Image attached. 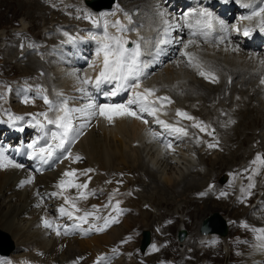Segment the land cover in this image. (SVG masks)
<instances>
[{
	"label": "bare ground",
	"instance_id": "bare-ground-1",
	"mask_svg": "<svg viewBox=\"0 0 264 264\" xmlns=\"http://www.w3.org/2000/svg\"><path fill=\"white\" fill-rule=\"evenodd\" d=\"M121 1L126 3L148 2V0ZM12 2L16 7H20L26 11L27 15L34 17L46 16L48 9H50L46 10L45 5L40 4L38 0H0V4H5L4 6L9 8V12L12 10ZM153 2L155 6H159L160 4L158 0H153ZM213 4L214 0H211L210 5L212 6ZM10 13L13 15L14 11L12 10ZM52 15H56V13H52ZM27 18L22 17V23ZM63 19L66 20V18ZM220 34L226 37L223 44L195 41L193 45H189L185 50L187 52L193 51L202 57L212 60L205 68V71H211L217 78V84L219 85H214L208 79L205 80V83L197 79L185 67L183 62L184 57L178 52L170 55L165 60L170 63L160 69L159 77L155 80V84L169 88L162 90V93H176L180 91L179 96L176 97V102L179 104L176 107L170 104L169 112L165 113L166 118L170 121L182 119L185 122H197L198 118L194 117V115L192 116L195 120L178 117L176 114L173 115L172 113L177 109L186 113L195 112L211 120H214L215 115L218 113H220L221 117H224L225 114L230 115L231 119L234 120V126L227 125V121H225L221 130V138L226 140V146H229L226 148L227 156L215 153L213 154L214 157L209 158L199 154L197 160H190V156L188 158L184 156L186 154L184 151L181 152L183 156L168 155L164 152L165 146L161 145L158 139L172 145L171 140L175 137L174 134H171L172 136L166 135L161 137V132L164 130L163 127H158L157 130H154V132L159 133V136L153 138L146 133L145 126L135 119L119 117L114 119L112 125L97 119L96 123L91 126L88 124V121L87 126L83 128L85 134L76 145L75 153L82 157L76 165L65 163L51 174L45 173L42 176L39 175L36 179L37 182H33L32 180L31 184H24L23 186H21V181L32 178L30 170L12 167L0 169V233L6 232L12 239L13 246L15 245L14 248L18 250L13 252L15 255H10V259L14 264H50L49 259H71L75 255L87 252L88 249L92 253H95L101 250L104 245L110 246L118 239H121L122 235L132 229V222L135 223V226H137V222L143 224H140L141 226L138 225L141 231L146 229V225H160L162 223L160 218L155 221L154 216L150 220L148 218V210L139 209L145 203L154 207L151 200L154 201L156 197L159 199L158 209L160 215L158 217L163 216L166 213V208L173 206V202L175 201L176 203H180V206L178 205L176 209H169L167 212L171 213L174 210L180 215L178 217H169L180 219L184 224L189 223V221L193 222L197 227L202 219L208 216H204L198 223V215L200 214L201 216L208 209H222L230 219L247 214L246 208L234 205L233 201L225 203L222 202L223 200H220L218 202L209 196H205L200 199L201 205H204L203 209H201V205H197L198 200L185 197V193L187 194L189 191L192 193L194 191L195 193L201 191L204 193L209 192L213 186L212 179L210 178L216 171V169L214 171L211 167H215L221 161H227L228 163H225L224 167L231 169L236 164H233L234 160L240 157V152L247 153L250 150L251 146L247 147V144L245 145L246 142L256 144L260 138V144L256 148L260 149L264 147V97L263 95L261 97L259 87L255 84V81H252L254 80V73L250 69L254 67L264 70V64L258 65L261 61H264V49L261 47L259 37L260 30L254 31L251 35V40H248L249 36H245L243 32L231 33L228 30L227 33L221 32ZM233 48H238L239 50L234 52L232 51ZM14 49L15 47L11 44L4 48L5 54L13 61H15ZM43 49H45V45L37 46L39 52L43 51ZM25 56V61L21 60L20 63L22 69H27L24 72L20 69L21 73L19 75L24 74L22 76L32 77L37 73L38 69L47 70L45 63H42L38 55L32 54L29 57L26 54ZM96 58L97 62H99L97 55ZM64 59V54L57 55L56 60L59 70L62 73L73 75L75 90L82 96L83 92L80 91V81L77 79V75L62 67V60ZM3 63L6 65L11 64L10 61H4ZM218 63L222 67L223 64L231 67V69L224 68L233 79L231 84L225 82L222 76L217 77L220 70ZM17 70L16 66L14 71L17 72ZM143 82L148 83L149 80L145 79ZM218 109L220 110L217 111ZM84 122L85 120L78 119L76 125ZM142 123L144 124V122ZM256 130H260L259 134L255 132ZM237 140L240 141V146L238 145L234 149L231 148L234 147V143ZM134 142L138 144L134 146ZM224 148L223 146V150ZM245 156L247 157V154ZM196 165L208 166L210 171L203 173L196 168ZM243 166L253 167V163L250 160H246L239 167ZM81 167H83L82 170H80ZM90 167H93L92 172H89L87 175H81L84 170ZM71 169L77 171V177L75 178L77 183H82L91 175L94 177L93 183L94 181H104L106 178H109L107 177L108 175L124 169L130 172H138L141 176L148 178L147 184H144L141 176H138V179L136 177L133 180L126 181V183L137 182L139 183L138 185H143L144 191H146V194H143L142 189L140 197L137 194L138 197L136 199L130 198L128 202L130 206L136 208L141 218L137 219L134 216L131 217L132 215H127L119 225L110 228L106 233L84 240H76L80 238L79 234L76 236V239L71 238L69 234L57 236L54 220L61 222L64 219V215H61L59 211V205L63 202L64 196L73 197L77 200L78 204L94 202L91 196L86 193L87 199L80 198L79 193H73L72 190L75 188H69L63 192V195L53 196L50 191L51 188L57 189V192L62 191L60 188L54 186L55 180L50 181L49 185L43 183V180H49L51 175L58 177L62 172ZM258 169L264 170V164L259 163ZM101 171H105V175H101ZM121 180H124V178H121ZM161 182L164 185L160 184ZM110 188L114 190L112 184ZM179 189H182L181 193ZM81 192H84V190H81ZM123 192L127 193L128 189L123 190ZM173 192L180 193L179 196H181L182 200L186 201L183 202L181 199H177L178 195L173 194ZM164 193L168 197H175V200L173 201L171 198L162 200L159 198ZM182 195L184 196L182 197ZM239 195L246 197L243 193ZM258 195L264 199V184L258 186L252 194V196ZM103 196L101 195V197ZM117 196L120 197V194ZM141 199L146 200L141 202ZM169 201L173 202L170 204ZM229 206L230 210L228 211ZM190 207H194L195 211L190 210L183 213L184 208L189 209ZM256 214H260V212L254 213V216ZM45 219L53 223V228L44 227L43 221ZM144 219H147L146 222ZM195 234H191L189 246L179 248L175 244L171 231L159 228L156 235V243L165 240L166 244L164 248L159 249L156 253V249H153L152 253L147 257H140V259L135 257L126 262L118 260L114 264H161V262H164V264H224L223 260H226L228 264H249L248 259H250L251 255L242 250L240 246L235 245L229 238H225L226 240H220L219 242H212L208 238L202 237L199 233L202 238H199ZM139 242L140 237L135 245L139 244ZM62 243H65L66 246L63 247ZM157 255L159 256L158 258L156 257ZM72 264L80 263L76 262Z\"/></svg>",
	"mask_w": 264,
	"mask_h": 264
},
{
	"label": "snow or ice",
	"instance_id": "snow-or-ice-1",
	"mask_svg": "<svg viewBox=\"0 0 264 264\" xmlns=\"http://www.w3.org/2000/svg\"><path fill=\"white\" fill-rule=\"evenodd\" d=\"M245 8H251L252 11L249 15L241 17V19L246 20H257L256 27L259 28L261 32H264V0H252L251 3H246L243 5ZM118 10H119V6ZM162 19V23L165 25L164 33L167 34L172 25L168 22V20L163 19L165 13L163 11L158 13ZM105 14H101L103 17ZM115 15V13H112ZM125 19L128 21V24H132V17L128 13H124ZM200 19L197 20V25L202 30L201 34L206 38L207 36L215 30L216 24H219V28L221 31L227 33L228 27L222 21H216L213 17L212 13L207 11L199 12ZM86 19L92 20V23L97 28H102L101 35H95L93 33H89L91 39L95 40L97 43L96 55L97 57L102 56V68L99 71V74L95 77V87L99 88L102 83L119 81L117 84V91L123 88V90L127 91L129 89L132 90V97L127 101L126 104H101L97 105L94 102H89L83 107H73L70 108L66 100L61 101L59 103L54 104L53 101L49 100L47 96H43L44 103L49 106V111L55 113L53 118H50L48 112H42L38 115L44 118L46 123H42L39 120H36V117L33 116V119L36 120V124L34 127H39L43 132L41 137H38L37 140H34L27 147L31 149V152L28 153V158L32 160H36L41 164H48L52 160H61L72 158L73 162H78L82 159L81 156L75 155L72 156L71 153V144L75 143L76 140L83 134L81 131L83 128L87 126V122L90 121L93 117L100 116L103 117L109 124L113 123L116 117H134L136 119H142L140 113H147L150 116H156V113L159 111V108L156 107V102L163 100L171 103L168 97H156L155 100H150L149 97L155 95L157 91L154 88H144L143 91H138L141 88V77H146L147 73L145 69H147L150 64L147 61L142 60L141 58L145 55L144 51L141 47V42L147 45L151 43L150 40L145 39L143 36H140L139 33L138 39L136 41H129L127 37L124 35L128 31H135V27L129 29L127 25L122 23L121 20H115L114 22H109L107 19H104L103 24L101 25L100 20L92 19L91 15H86ZM215 21V23H214ZM109 27H112L116 30L117 34H113L109 32ZM179 27V25H176ZM239 31V29H237ZM253 31L252 28H244L243 34L245 36H249ZM67 36L68 34L65 33ZM193 36L196 35V32L192 33ZM72 39L71 37L69 38ZM226 39L225 36L220 37V42ZM171 40H157L155 44L156 53L159 54L161 51L160 45L171 43ZM178 43L183 44V48L187 49L190 44L195 43L193 40H189L187 42L177 41ZM129 43H132L134 46L129 48ZM238 48H233L232 51H238ZM182 56L188 57L189 66H192L198 70L199 75L203 76L205 79L210 80L211 82H217V78L211 71H205L203 65H201L196 57L188 53L187 51H183L180 53ZM264 64V61H261ZM92 67L93 65H89ZM81 84L87 85L92 83L93 81L90 78L80 79L77 77ZM261 83L264 84V79L261 80ZM80 91H86L84 88H81ZM117 91H113L111 95L115 96ZM62 95V94H58ZM27 103L28 101L25 100ZM132 105H137L139 111H135L132 109ZM76 113H79L80 116L85 117L86 120L84 123H80L79 125L74 124V120L77 119L75 116ZM176 115L178 117L186 118L188 120H195L194 117L190 116L188 113L177 109ZM15 120H23L22 116L11 117ZM145 124L148 123L147 120H143ZM156 123L162 125L165 131L170 134H174L177 138L181 136H187L188 131L182 127H176L173 124H169L166 121L160 120L159 117H156ZM234 123V121H232ZM47 125H54L55 130L44 131ZM192 127L199 128L201 132L207 131L208 126L204 125L202 121H198L192 125ZM23 130V129H21ZM150 135L153 138H157L159 133L150 131ZM208 135H212V132H208ZM43 140L44 143L41 144L40 141ZM39 145V146H38ZM216 144L209 143L208 147L213 148L216 147ZM166 148H171L172 145L170 143L165 145ZM65 153L67 155H65ZM253 164L261 163L264 164V159L261 156L257 155L256 159L252 162ZM22 168L23 165L17 164L14 161L10 160L7 156L4 155V151L0 150V169L4 168ZM93 169H86L81 175H87L89 172H92ZM63 177L66 179H61L59 184L57 185L60 188L61 192L52 193L53 196L63 195L64 191H67L69 188L75 189H86L88 187L87 183H77V171L75 169H71L65 171L63 173ZM91 178L89 177V180ZM32 178L21 181V186L24 184H31ZM254 185L249 184V188ZM204 195V193H201ZM221 195H225L221 193ZM79 197L82 199H87V195L84 192H79ZM65 204H69L73 211H68L64 207L59 209L61 215H66L69 219L75 218L80 221V223H87L89 217H93L94 219H101V217H97L94 215V212L85 211L83 215L74 217V212H80L81 210L76 207L75 202L68 196H64ZM39 206V205H37ZM95 209V206H93ZM115 211L119 215L123 210L119 208V201L116 202ZM103 226L92 225L91 228L85 231L95 230L97 232H103L107 227H110L112 223H118L119 221L115 217H103ZM44 227L53 228V223L49 220L45 219L43 221ZM79 227V224L76 225ZM56 235H61L59 230V225L55 226ZM264 231V230H262ZM64 235L69 234V230L65 228ZM130 239V238H129ZM113 251H116L115 249ZM103 257H99L97 259V264H100V261L103 260Z\"/></svg>",
	"mask_w": 264,
	"mask_h": 264
},
{
	"label": "rangeland",
	"instance_id": "rangeland-1",
	"mask_svg": "<svg viewBox=\"0 0 264 264\" xmlns=\"http://www.w3.org/2000/svg\"><path fill=\"white\" fill-rule=\"evenodd\" d=\"M53 2H54V0L52 1V0H46V4H45V9L47 10L48 8H51L52 7V5H53ZM12 4V10L14 11V14L13 15H11V11L12 10H10V12H9V8L8 7H5L4 5L5 4H0V37L2 36V33L4 34V35H6V36H2V38H1V40H0V45L2 46V45H5L6 43L9 45V44H14V45H16L15 43H17V41H21V40H23L24 38H37V37H39V36H42L43 35V33H42V30H43V28L46 26V25H49V21L50 20H52V19H55L56 18V15H50V14H47L46 16L44 15L43 17H34V16H30V15H27L25 12L26 11H24L22 8H20V7H16V5L12 2L11 3ZM15 5V6H14ZM43 5V4H42ZM18 6V5H17ZM53 12H55L54 11V9L52 10ZM55 13H57V12H55ZM22 17H28L26 20H25V22L24 23H22L23 22V20L21 19ZM36 20V21H35ZM34 25V26H33ZM17 29V30H16ZM29 31V35H27L28 34V31ZM26 31V32H25ZM12 32V33H11ZM14 32V33H13ZM38 33V34H37ZM4 37H5V39H4ZM17 38H19V39H17ZM7 39H10V41H11V43L10 42H8V40ZM17 39V40H16ZM12 40H15V41H12ZM36 46H39V45H36ZM16 50V49H15ZM17 51V50H16ZM17 54L18 53H16L15 52V61H13L8 55H6L5 54V52H4V50H3V47H1L0 48V75L1 74H4L5 73V75L7 76V77H9L8 79L9 80H14L15 79V76H17L18 74H19V72H21L20 71V69L22 70V72H24L26 69H22L21 68V60H19V57H17ZM32 54H35V53H29V54H27V56H29L30 57V55H32ZM39 54H40V52H39ZM26 55V54H25ZM39 57V56H38ZM10 59V60H9ZM4 61H10V62H12L10 65H9V67H12L13 66V68H14V70H15V67L17 66V69H18V72H15L14 70L13 71H10L9 69H8V66H4V64L5 63H3ZM14 62V63H13ZM16 62V63H15ZM14 64V65H13ZM16 65V66H15ZM19 67V68H18ZM2 69V70H1ZM7 71H9V73H6ZM17 73V74H16ZM22 75H24V74H22ZM26 75H28V74H26ZM14 77V78H13ZM247 126V125H246ZM256 133L258 132L257 130L255 131ZM259 132H260V130H259ZM259 132L257 133V134H259ZM247 144V145H246ZM252 142L250 143H248V142H246L245 143V145L247 146V147H250L251 146V148H252ZM240 146V141L239 140H237V142H235L234 143V146L236 147V146ZM234 147V148H235ZM233 148V149H234ZM217 153H219V154H223L224 156H227V153H222V151H216ZM226 154V155H225ZM245 153H242V152H240V157L238 158V159H235L234 160V163L233 164H235L234 165V167L236 166L237 167V165H238V162H240L243 158V155H244ZM204 156H208L209 158H211V157H214V155H211V154H209V155H204ZM236 160H237V162H236ZM230 162V161H229ZM225 163H228L227 161H221V162H219L215 167H211V168H213L214 169V171H215V169H216V171L213 173V175H212V177L211 178H213V177H219V176H221L223 173H224V171L227 169V168H225L224 167V164ZM221 164V165H220ZM197 166V165H196ZM227 166H228V164H227ZM197 168V167H196ZM206 170L203 172V173H207V172H209L210 171V168L208 167V166H206V167H204ZM130 172H128V174H129ZM133 174H136L135 172H132ZM138 174V173H137ZM217 174V175H216ZM159 177V176H158ZM161 180V179H160ZM148 178H146V177H143V182H144V184H147L148 182ZM163 182H161L160 184H162ZM213 184V183H212ZM162 185H164V184H162ZM179 191H180V193L182 192V189H179ZM148 192V191H147ZM168 193H171V192H168ZM180 193H178V192H173V194H175V195H178L176 198L177 199H181V201H186V200H182V198H181V196H179L180 195ZM143 194H146V191H144L143 192ZM192 194H195V191H194V193H192V192H187V194L185 193V197L186 198H190V199H194V195H192ZM184 195H182V197H183ZM190 196V197H189ZM184 197V198H185ZM159 198H161L162 200H164V199H168V198H171V199H173V201L175 200V197H168L167 196V194H163L162 195V197L161 196H159ZM146 199H142V201H145ZM158 197H156V199L153 201V200H151V202H152V204H153V206L154 207H151L150 209H144L145 211H147V212H149V219L151 220V218H154V216H155V221H157L159 218H160V220L161 221H163L166 217H167V219H171L172 221H171V223L168 225V227L167 228H164V227H162V226H160L159 228H161V229H163V230H166V231H171V233H172V235H173V237H174V239H175V244H177V246L179 247V248H182L183 246H189V244H190V236H191V234L192 235H194V233H196L195 235L196 236H198L199 238H202V237H200V235L197 233V225H194V223L193 222H190L189 221V223H183L180 219H177V218H171V217H169V216H176V217H178L180 214L178 213V212H175L174 210L171 212V213H168L167 212V210H169V209H172V208H177L178 207V205L180 206V203H176L175 201L173 202V201H169V203L171 204L172 202L174 203L173 204V206H170V207H167L166 208V210H165V214L163 215V216H160V217H158L159 215H160V211H159V209H158ZM217 201V200H216ZM182 202V203H183ZM218 202H220V201H218ZM222 202H225V203H229L227 200H223ZM197 205H201V202H197ZM231 206V205H230ZM230 206L228 207V211L230 210ZM203 207H204V205H201V209H203ZM214 209V210H213ZM217 209V210H216ZM190 210H194L195 211V208L194 207H190L189 209H187V208H184L183 209V213H186L187 211H190ZM209 210V209H208ZM206 210L201 216H200V214L198 215V219H199V221H198V223L200 222V220L204 217V216H206V215H208V216H210V215H212V213L214 212V211H217V212H219V215L225 220L226 219V217H227V213L225 212V211H223L222 209H218V208H212L211 210ZM135 211L136 210H134L132 213H131V217H135V218H137V219H140L141 218V216H139L138 214H137V211H136V213H135ZM151 212V213H150ZM221 212V213H220ZM225 214V215H224ZM236 217V216H235ZM227 218H229V217H227ZM146 220L147 219H144V221L146 222ZM226 221L228 222V220L226 219ZM166 222V221H165ZM184 224H182V223ZM187 222V221H186ZM138 223V222H137ZM136 223V225L137 226H135V223L134 222H132L131 223V227H137V229H138V227L139 226H141V225H143V224H141V223H138L137 224ZM197 223V224H198ZM141 224V225H140ZM155 224H156V222H155ZM139 225V226H138ZM146 225V224H145ZM227 225H228V231H227V234L224 236V237H222L221 236V239H225L226 237H227V235H228V232L231 234V232L233 231V226H232V224L229 226V224L227 223ZM146 227H148V230H151V232H152V236H153V234H155L156 232H155V229H154V227H152V226H150V225H146ZM180 228H185L186 229V233H187V236H186V238L182 241V242H179L178 241V239H177V237H176V232L180 229ZM192 232H194V233H192ZM153 239V238H152ZM187 243V244H186ZM63 244V243H62ZM15 246V245H14ZM14 252V251H13ZM13 252L11 253L12 254V256L13 255H15V254H13ZM140 257H142V256H140ZM124 262V261H123ZM223 262H224V264H228V262L226 261V260H223Z\"/></svg>",
	"mask_w": 264,
	"mask_h": 264
}]
</instances>
